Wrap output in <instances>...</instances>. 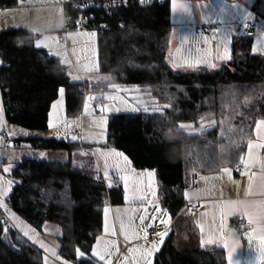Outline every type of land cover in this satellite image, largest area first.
Masks as SVG:
<instances>
[{
  "label": "trees",
  "instance_id": "1",
  "mask_svg": "<svg viewBox=\"0 0 264 264\" xmlns=\"http://www.w3.org/2000/svg\"><path fill=\"white\" fill-rule=\"evenodd\" d=\"M75 1L82 0H69ZM17 4L18 0H0V9ZM253 10L264 19V0H256ZM111 11L109 15L104 7L86 10L101 27L96 31V72L108 77L102 82L73 80L69 66L36 46L42 34L24 28L0 33L5 120L12 126L45 132L61 88L68 121L80 118L88 95L97 100L98 95L123 88L131 93L137 88L147 99V107L138 113L109 115L102 145L123 153L135 170L154 172L159 203L173 225L153 264H229L223 250H206L180 240L187 232L189 216L184 194L193 171L214 175L242 166L257 124L264 120V54L252 52L249 36L235 37L231 59L218 68L177 69L168 61L169 0ZM62 32L63 24L59 39ZM183 124H207L209 129L193 134L180 129ZM14 142L38 152L65 150L69 160L24 158L15 162L9 208L35 232L42 233L45 223L57 226L61 232L58 255L68 263L97 264L90 255L102 234L104 206L123 204L119 179L79 166L74 153L81 150V141L29 137ZM77 249L85 258L79 257ZM44 261V251L10 226L0 208V264Z\"/></svg>",
  "mask_w": 264,
  "mask_h": 264
},
{
  "label": "crops",
  "instance_id": "2",
  "mask_svg": "<svg viewBox=\"0 0 264 264\" xmlns=\"http://www.w3.org/2000/svg\"><path fill=\"white\" fill-rule=\"evenodd\" d=\"M255 1L177 0L178 4L189 5L190 9L188 12H184L178 8L173 12L172 0H169L172 33L168 61L172 67L174 64H178L179 67L174 68H218L222 63L228 61L217 58L223 55L225 44H227L231 56L233 39L241 36L246 37L250 31L254 32V36L249 38L252 41V51L255 49L253 53L263 55L264 19L253 10ZM68 2L69 0H52L35 4L30 0H18L16 6L0 9V33L15 28H24L35 34H42L37 40L36 46L44 37L54 33L56 40L51 38L46 42L47 45L49 44L48 47L39 48L47 50L51 55L58 57L64 64L73 68L75 70L73 77H79V80L82 79V82L106 81L107 78H104V75L96 72L97 54L94 59L81 64L84 58L88 56V52L94 43L89 34H86V36H76L74 33H71L66 43L59 39L63 24V8L60 5ZM184 37H187V39H184ZM198 60L201 62L195 63ZM189 64H192V66H189ZM210 64L214 65V67H211ZM61 99L62 103L57 104L56 108L53 109V105ZM64 99L65 92H63V97L60 96L52 105L49 127L45 132L30 131L25 128L22 129L9 125L5 120V116H3V126L0 127V148L3 145L2 142L5 137H9L14 141L29 137L55 139L57 141H65L69 138L67 120L63 119V114H66V102ZM0 106L3 107L1 92ZM108 120L109 117L102 118V116L98 115V111L95 116L90 114L80 119L83 132V141H81L83 144L81 146L82 151L85 152L93 144L102 145L105 143ZM261 143H264V126H261L259 134L256 127L255 136L252 141L253 145ZM100 149L102 161H99V166L101 168V175L105 177V172H107L108 175L105 178L116 177L121 183V192L124 194L123 206H118L121 208L117 207L116 211H118L120 217H123V221L127 222L128 227L131 226L132 214L130 209H133V205H139L138 207H145V209L150 207L152 209V223L148 227L156 225L159 233L166 231L168 235L173 221L169 217V214L161 207L157 195L155 197L153 195L151 201L150 192L153 194L154 184L153 190L149 191V188L144 184V182L148 183L145 174H139L138 172L136 174H129V172H126L127 169L133 171L132 173L135 172V169L131 163L126 164L123 157L116 156L113 152L115 149L103 146ZM115 152L120 151L115 150ZM248 153L249 149L243 159L242 166L236 171L230 170V175L223 171L214 175H201V189L195 192L188 190L186 193L188 199L196 206L201 205L202 210L199 214L191 216L188 211L189 208H185V212L189 214L188 221H186L187 232L180 240H182V243L193 244L195 247L200 246V248L206 250H223L228 258L229 249L224 247V243L226 242L232 249V259L234 261L238 260L240 264H248L250 260H253L255 264H264V256L261 255V245L258 238L259 232L257 231L253 235L252 240H249L246 235V233L252 232L254 229L258 230L264 227V221L258 218V214L264 208V167L261 166V162L264 161V148L253 147L251 160H249ZM125 175L127 177V189L125 188V180L123 179ZM202 177L208 179H202ZM138 183H141V185H137ZM127 195L132 196V199L128 201L129 206H125ZM157 207L160 209L159 211H157ZM222 210L223 227L221 226ZM248 213L253 214L255 223L249 224ZM109 214L110 212H107L106 216H109ZM169 218L170 223H166L169 221ZM236 218H241L248 222L250 228L244 233H239L232 225L233 220ZM222 232L226 240L221 238ZM60 235L61 232L53 238H44V249L50 251L52 258L58 255L56 247L57 239ZM209 237H212L214 242H208ZM46 239L49 241V244ZM107 241H112L117 245L116 241L112 239L109 240L107 238ZM135 242H127L126 247L130 248L134 246ZM149 242L153 243V241ZM50 248L54 252H51ZM115 248L116 246L111 251L115 250ZM158 251L157 249L153 253L151 264H153L154 257ZM94 258L97 261V257ZM113 258L116 259L117 255ZM49 263L51 264L52 261H49ZM140 264H144L143 259H140Z\"/></svg>",
  "mask_w": 264,
  "mask_h": 264
},
{
  "label": "rangeland",
  "instance_id": "3",
  "mask_svg": "<svg viewBox=\"0 0 264 264\" xmlns=\"http://www.w3.org/2000/svg\"><path fill=\"white\" fill-rule=\"evenodd\" d=\"M33 1L35 4H40L43 2L47 1H52V0H30ZM74 33L76 36H86V34H91L95 33V35H90L91 39L93 40V46L88 52V56L84 58V60L81 62V64H84L86 61L94 59L96 54L98 53V43H97V32L96 31H88V32H69L65 34L67 40L69 34ZM50 36V37H48ZM56 35L54 33H51L50 35H47L39 41L40 46L39 47H48L46 42H48L51 38L56 40ZM66 43V42H65ZM70 44V41H69ZM66 45V44H64ZM62 45L64 48L65 46ZM253 52V51H252ZM64 63V62H63ZM66 65V64H65ZM71 70L75 74V70L71 68ZM105 76V75H104ZM104 78H108L105 76ZM79 77H73V80L77 81ZM82 79H80L81 81ZM131 93L129 92L130 89L128 88H123L121 91H114L108 94L103 95H98V107L94 105V100L89 99V97H92V95H88L86 98V101L83 106V111L80 116V118L76 120H67L66 114H63V119L66 121L67 120V126H68V132H69V138L68 140L72 141H83V132H82V126L80 123V119L82 117H87L90 114L95 116L98 111V115L103 117H109L111 114H117V113H128V114H133V113H138L141 109H145L146 103L148 102L147 99H145L144 95L142 93H139L137 88H132ZM126 91V93H125ZM66 102V101H65ZM95 113V114H94ZM185 127L180 126V129L188 132V133H202L206 131L209 128H206L208 125L207 124H202L199 127H196L194 124H183ZM78 127V128H76ZM75 130H80L81 131V136H76L73 132ZM75 137V139H73ZM104 141V140H103ZM103 145H98V144H93L91 145L85 152L82 150H79L78 152L74 153V158L76 160V163L81 166V167H87L89 166L92 169L98 170L99 172L101 171L99 161H102L100 158V148H102ZM104 147V146H103ZM125 156V155H124ZM24 158H29V159H38V160H47V161H57V162H66L69 160V153L65 150L61 151H33L28 148L22 147V148H13L11 150L4 149L3 147L0 148V185H2L5 189L9 187L8 181H12L10 179V173L13 169V165L15 162H20ZM5 168H10L8 172H5ZM128 168V166H127ZM126 172H129V174H136L138 172L139 174H145L146 178L148 179V183L145 184L147 188H149V191L153 190V184L155 186L154 191H155V196L157 195V188L155 184V175L149 177L147 175L148 172H153V170H149L146 172L142 171H137L135 170L134 173L133 171H129L128 169ZM131 176V175H127ZM126 177V175L124 176ZM141 185V183H138L137 185ZM11 190L7 192L5 196H3L0 199H3L4 204L6 205L5 207H0L2 210H4L10 226L14 227L16 230L19 231L24 237H26L30 242H32L34 245L40 247L44 253H45V264H50L49 261H52L51 264H64L65 260L63 259L62 256L55 255L54 258L51 257L50 251L45 250L44 247H41V243L44 244V238L50 237L53 238L57 235L60 234V229L52 225L50 223H45L43 228H42V234L41 233H36L29 223L27 224L13 209H10L7 203V198L11 194L12 189H13V182L10 186ZM154 196V197H155ZM127 202L125 206L128 205V201L132 199L131 195H127ZM150 199L152 201L153 199V194L150 192ZM118 206H123L121 204H114L111 206V204H107V206H104V212L102 215V234L98 238H103V240H107V238L110 240L116 241L117 245L115 250L112 251V255L108 258H111L110 260L112 261V264H135V260L133 257H136L137 259L140 260V253H133L129 251L132 248H137V249H144V248H151L153 244H156L158 247L157 249L160 251L163 243L166 241L168 235L166 234L163 237H159L158 240H150L148 237V226L152 223L151 222V215H152V209L150 207L146 208L145 207H138L139 205H133V209H130V212L132 214L131 217V226L128 227L127 222L123 221V217H120L117 207ZM149 206H151L149 204ZM121 208V207H118ZM107 210V211H106ZM107 212H110L109 216H106ZM15 214V216H13ZM116 214V217H115ZM141 217H143V221H141ZM156 223V222H154ZM107 225L108 231H105V227ZM27 232L28 235L25 236L24 233ZM125 232H127V238L125 237ZM114 233V234H113ZM145 233H147V240L144 239ZM166 233V231L164 232ZM40 237H43L40 239ZM97 238V239H98ZM187 239V237H186ZM47 240V239H46ZM153 241V243L149 241ZM129 241H136L135 245L127 248L126 243ZM162 241V242H161ZM97 242V241H96ZM47 243L49 244V241L47 240ZM52 245V244H50ZM49 245V246H50ZM94 247L96 246L93 245ZM93 249V247H92ZM51 252H54L52 248H50ZM158 251V252H159ZM117 255V258H113L114 256ZM80 258H85L84 256ZM90 257L92 259H95L94 256H92V250H91V255ZM125 257H128L127 261H125ZM98 261V262H97ZM96 263L97 264H105L104 261H100L97 258ZM70 264V263H68Z\"/></svg>",
  "mask_w": 264,
  "mask_h": 264
},
{
  "label": "built area",
  "instance_id": "4",
  "mask_svg": "<svg viewBox=\"0 0 264 264\" xmlns=\"http://www.w3.org/2000/svg\"><path fill=\"white\" fill-rule=\"evenodd\" d=\"M167 0H144V3H141L140 0H82V1H75V2H68L62 4L63 8V35L61 38L62 42H67V38L65 34L69 32H88V31H99L101 30L100 25L96 22V17L94 14H89L86 12L89 8H97L100 9L104 7L108 14H111V10L114 8H121V7H128L132 4H139L140 6H151V5H159L164 4ZM232 1V0H230ZM238 1V0H235ZM73 12L78 13L77 15H73ZM88 13V14H87ZM107 30V28H105ZM247 36L253 37L254 32L250 31L247 33ZM2 62L0 60V66ZM94 105L97 106V100L94 101ZM74 134L76 136H81L80 130H75ZM2 147L4 149L11 150L13 148H20L18 143H15L14 140H11L9 137H5L3 139ZM200 181H201V173L199 171H193L189 176V184L188 188L184 194L185 200V208H189V213L191 216L197 215L201 212L202 206L201 205H194L190 199L186 196V193L189 191L195 192L198 191L200 188ZM233 227L239 232L244 233L249 228L250 225L248 222L241 218H236L233 220L232 223ZM159 233L158 227L156 225L151 226L148 229V235L150 240H158L160 236L157 235Z\"/></svg>",
  "mask_w": 264,
  "mask_h": 264
},
{
  "label": "snow or ice",
  "instance_id": "5",
  "mask_svg": "<svg viewBox=\"0 0 264 264\" xmlns=\"http://www.w3.org/2000/svg\"><path fill=\"white\" fill-rule=\"evenodd\" d=\"M140 2L141 3H144V0H140ZM178 8L179 9H182L184 12H188L189 9H190V6L187 5V4H178L177 3V0H172V10H173V12H175ZM90 35H95V33H91ZM184 39H187V37H184ZM205 39H207V38H205ZM37 46L38 47L40 46L39 42L37 43ZM253 51L255 52V49H253ZM217 58L218 59H222V60H229V59H231V56H230V53H229V49L227 47V44H225V48H224L223 55H220ZM200 62L201 61L198 60L195 63L198 64ZM186 63H188V62H186ZM189 66H192V64H189ZM210 66L211 67H214V65H211V64H210ZM173 67H179V65L178 64H174ZM63 92H64V90L61 88L60 89L61 97H63ZM89 99H92V97H89ZM60 103H62V99L60 101H57L56 104L53 105V109H55L56 108V105L57 104H60ZM3 116H4L3 107L0 106V127L3 126ZM261 126H264V120L259 121L258 124H257V133L258 134L260 132ZM182 127H185V126L182 125ZM73 139H75V137H73ZM253 147L264 148V143L257 144V145H253L251 141L248 143L249 160L252 159V148ZM113 152L115 153L116 156L123 157L124 162L126 164H129L130 163V161L128 160V158L126 156H124L123 153L115 152V150H113ZM261 166L264 167V161L261 162ZM9 170H10V168H5L4 169L5 172H8ZM223 172L228 173L230 175V169H228V168H224L223 169ZM107 175H108L107 172H105V177H107ZM147 175L149 177H151V176L154 175V173L148 172ZM123 179L125 180V188L127 189V177H123ZM202 179H208V178L202 177ZM11 184H12V181H8L9 187L7 189H5L2 185H0V198H2L3 196H5L7 194V192L11 190V188H10ZM109 186H111V185H109ZM153 195L155 196V191H153ZM196 195H198V194H196ZM126 199H127V197H126ZM0 207H5L6 208V205L4 204L3 199H0ZM159 210L160 209L157 207V211H159ZM13 216H15V214H13ZM258 218L261 221H264V208L261 209L260 213L258 214ZM143 219L144 218L141 217V221H143ZM248 222H249V224H253V223L256 222L254 220L253 214H251V213H248ZM166 223H170V218H169V221H167ZM221 226L223 227V210H222ZM105 231L106 232L108 231L107 225L105 227ZM257 231L259 232L258 238L260 240V245H261V255L264 256V227L259 228L258 230L257 229H254L252 232L246 233V235H247V237H248L249 240H252L253 235ZM166 234L167 233H157V235L160 236V237H163ZM24 235L27 236L28 233L25 232ZM125 237L127 238V232H125ZM221 238L226 240V237H224V233L223 232L221 233ZM144 239L147 240V233H145ZM208 242H214L213 238L212 237H209V241ZM115 246L116 245L112 241H107V240H103V238H98L97 239V242H96V246L92 249V256L97 257L100 261H104L105 264H112V261L110 259H106V258L107 257H110L112 255L111 249L113 247H115ZM41 247L43 248V247H45V245L43 243H41ZM157 247L158 246L156 244H153L151 246V248H144V249L132 248L129 251H131L133 253L139 252L140 253V259H143L144 264H151V257L153 256V253L157 250ZM224 247L229 249L228 250L229 264H240V262L238 260L237 261H234L232 259V249L229 247V245L226 242L224 243ZM77 254L79 256H81V257L84 256V253L83 252H80L79 249H77ZM124 259H125V261H127L128 257H125ZM133 259L135 260V264H140V260L139 259H137L136 257H133ZM64 264H68V262L65 261ZM248 264H255V261L250 260L248 262Z\"/></svg>",
  "mask_w": 264,
  "mask_h": 264
},
{
  "label": "water",
  "instance_id": "6",
  "mask_svg": "<svg viewBox=\"0 0 264 264\" xmlns=\"http://www.w3.org/2000/svg\"><path fill=\"white\" fill-rule=\"evenodd\" d=\"M95 99H96V96H93V97H92V100H95Z\"/></svg>",
  "mask_w": 264,
  "mask_h": 264
}]
</instances>
